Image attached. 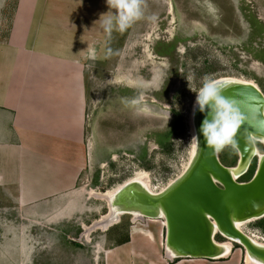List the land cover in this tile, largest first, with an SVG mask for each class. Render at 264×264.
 <instances>
[{
  "label": "rangeland",
  "instance_id": "obj_1",
  "mask_svg": "<svg viewBox=\"0 0 264 264\" xmlns=\"http://www.w3.org/2000/svg\"><path fill=\"white\" fill-rule=\"evenodd\" d=\"M14 2H7L5 26ZM142 7L144 15L126 30L111 31L107 59L88 68V163L77 193L49 206L21 207L16 190L0 186V264H109L108 251L119 248L124 251L113 264H151L153 254L159 264H245L239 244L218 260L169 259L165 229L146 217L134 223L130 213L106 229L94 227L110 209L95 192L112 190L141 172L161 191L185 172L193 150V107L206 78H238L264 92V0H143ZM257 145L264 154V143ZM219 154L227 166L239 160L230 146ZM258 160L239 181L255 173ZM255 222L244 223L242 230L263 242ZM134 229L141 231L136 240ZM148 229L154 240L144 234Z\"/></svg>",
  "mask_w": 264,
  "mask_h": 264
},
{
  "label": "crops",
  "instance_id": "obj_2",
  "mask_svg": "<svg viewBox=\"0 0 264 264\" xmlns=\"http://www.w3.org/2000/svg\"><path fill=\"white\" fill-rule=\"evenodd\" d=\"M7 2L0 0V186L14 188L21 207L49 206L73 195L86 169L87 73L107 59L111 32L102 21L115 10L106 0H15L5 26Z\"/></svg>",
  "mask_w": 264,
  "mask_h": 264
},
{
  "label": "water",
  "instance_id": "obj_3",
  "mask_svg": "<svg viewBox=\"0 0 264 264\" xmlns=\"http://www.w3.org/2000/svg\"><path fill=\"white\" fill-rule=\"evenodd\" d=\"M223 83L218 82L223 95L231 98L244 116L236 134L237 164L225 165L220 152L213 153L207 145L202 126L212 119L213 108L206 105L201 109L199 105L194 113L198 150L185 172L158 193L138 182H128L111 203L122 214L165 219V247L173 259L218 260L228 257L234 244H239L246 254L264 264V243L256 242L237 224L264 217V154L257 145L264 140V92L253 82ZM256 156L258 165L251 179L239 181ZM217 235L232 242L229 255Z\"/></svg>",
  "mask_w": 264,
  "mask_h": 264
},
{
  "label": "clouds",
  "instance_id": "obj_4",
  "mask_svg": "<svg viewBox=\"0 0 264 264\" xmlns=\"http://www.w3.org/2000/svg\"><path fill=\"white\" fill-rule=\"evenodd\" d=\"M142 2L143 0H106L108 9L115 11L103 19L102 26L108 32H111L113 27L123 32L144 15ZM198 102L201 109L206 105L213 108L212 119L205 120L202 126L206 143L212 152L219 153L226 146L238 151L236 134L244 116L234 101L223 95V88L216 81L206 78L198 90ZM132 103L135 104L136 101ZM192 142L194 147L199 143L196 138H193Z\"/></svg>",
  "mask_w": 264,
  "mask_h": 264
},
{
  "label": "bare ground",
  "instance_id": "obj_5",
  "mask_svg": "<svg viewBox=\"0 0 264 264\" xmlns=\"http://www.w3.org/2000/svg\"><path fill=\"white\" fill-rule=\"evenodd\" d=\"M219 79H217V81L216 80H214V81H216L217 83L218 82H222V84H224L223 82H227V81H229V80H242V79H238V78H233V77H223V78H220V81H218ZM223 80V81H222ZM242 81H246V80H242ZM248 82H250V81H248ZM200 104H199V102H198V95H197V97H196V101H195V104H194V107H193V112H192V116H191V130H192V135H193V138H196L197 140H198V138H197V131H196V128H195V121H194V113H195V111H196V109L198 108V106H199ZM263 143H264V140L262 141ZM197 150H198V144L194 147V144H193V150H192V154H191V158H190V163L194 160V158L196 157V154H197ZM189 166V165H188ZM185 171V170H184ZM138 182V183H140V184H142V186H144L145 188H147L149 191H151V192H153V193H158V192H160V191H155V189L153 188V186H152V183H151V179H150V177H149V174L147 173V172H141V173H137L133 178H131V179H129V180H127V181H125L123 184H120L118 187H116V188H114V189H112V190H108V191H106V192H95V194H97L98 196H100V197H103V198H105V199H107L108 200V205L110 206V203H111V201H112V198L115 196V194H116V192L121 188V187H123L126 183H128V182ZM174 182V181H173ZM173 182H171L170 184H168V186L169 185H171ZM167 186V187H168ZM167 187H165L164 189H162V190H165ZM161 190V191H162ZM110 208V212L109 213H106V214H104V215H102L101 216V218L99 219V220H97L96 222H95V225H94V227L95 226H97V227H101V228H103V229H106V228H108L110 225H112L113 223H115L116 221H118L119 219H120V216H121V214L122 213H120L117 209H116V207H113V205H112V203H111V207H109ZM133 215V221H134V223H135V221L136 220H138V219H141V218H144L141 214H138V213H134V214H132ZM149 219V221H151V222H158L160 225H161V227H166V220L165 219H163V218H161V219H152V218H148ZM238 224V227L240 228V229H242V226L244 225V223H237ZM157 228V227H156ZM158 231V230H157ZM141 234V231L140 232H138V230H136V229H134L133 231H132V235H133V237H135V240H136V237L138 236L139 237V235ZM144 234H146L149 238H150V240H154L155 239V235H154V233L151 231V230H149L148 229V231H146ZM254 240H256V242H260L259 240H257L255 237L256 236H252V235H250ZM261 239H263V242H261V243H264V238H261ZM143 241V240H142ZM141 244V243H140ZM156 244V243H155ZM158 244H159V242H158ZM222 245L226 248V250H225V254L226 255H229L231 252V249H232V242L231 241H228V240H225V242L223 241V243H222ZM139 246V245H138ZM156 246V245H155ZM136 247H137V245H136ZM140 247H141V245H140ZM139 247V248H140ZM149 247V246H148ZM138 248V247H137ZM136 248V249H137ZM162 248V247H161ZM153 249V248H152ZM147 250V249H146ZM151 250V249H150ZM124 250H121L120 248H119V250L118 249H114V250H109L108 251V263L109 264H113V261L114 260H116V257H118V258H120V252H123ZM145 251V250H144ZM139 252H141V251H139ZM151 252H153V253H155L153 250L151 251ZM159 252V251H158ZM126 253V252H125ZM126 255V254H125ZM136 255V254H135ZM145 255V254H144ZM154 256H152L151 258V264H159L161 261H160V259H158V257H157V255L156 254H153ZM243 255V254H242ZM141 256V255H140ZM161 256V255H160ZM142 257V256H141ZM166 257L167 258H169V259H173V255H172V252L170 251V250H166ZM133 258V257H132ZM143 258V257H142ZM160 258V257H159ZM243 258V257H242ZM145 259V258H144ZM139 260H140V258H139ZM149 260V259H148ZM236 261L238 260L239 261V259L238 258H236L235 259ZM145 261V260H144ZM204 261V260H203ZM146 262V261H145ZM119 263V262H118ZM181 263V262H180ZM188 263V262H187ZM235 262L234 261H232L231 262V264H234ZM238 263V262H237ZM146 264H147V262H146ZM149 264V263H148ZM245 264H263V263H261V262H259V261H257V260H255V259H253L250 255H248V254H246V257H245Z\"/></svg>",
  "mask_w": 264,
  "mask_h": 264
},
{
  "label": "trees",
  "instance_id": "obj_6",
  "mask_svg": "<svg viewBox=\"0 0 264 264\" xmlns=\"http://www.w3.org/2000/svg\"><path fill=\"white\" fill-rule=\"evenodd\" d=\"M174 115H175V122L176 124H180V117H179V114L177 112H174ZM161 144H165L163 141H160ZM253 170L251 172V174H249V179H251V177L253 176ZM248 179V180H249ZM254 225L258 228H260L263 232H264V217L259 219V220H256V222L254 223ZM127 241H129V239H126V241H122L120 242L119 244H123V243H126Z\"/></svg>",
  "mask_w": 264,
  "mask_h": 264
},
{
  "label": "flooded vegetation",
  "instance_id": "obj_7",
  "mask_svg": "<svg viewBox=\"0 0 264 264\" xmlns=\"http://www.w3.org/2000/svg\"><path fill=\"white\" fill-rule=\"evenodd\" d=\"M165 229V228H164Z\"/></svg>",
  "mask_w": 264,
  "mask_h": 264
}]
</instances>
